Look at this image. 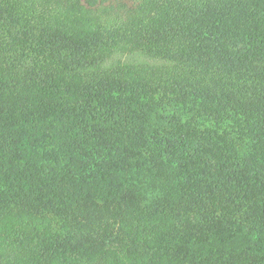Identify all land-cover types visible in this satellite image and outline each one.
<instances>
[{
  "label": "trees",
  "instance_id": "trees-1",
  "mask_svg": "<svg viewBox=\"0 0 264 264\" xmlns=\"http://www.w3.org/2000/svg\"><path fill=\"white\" fill-rule=\"evenodd\" d=\"M0 264H264V0H0Z\"/></svg>",
  "mask_w": 264,
  "mask_h": 264
}]
</instances>
